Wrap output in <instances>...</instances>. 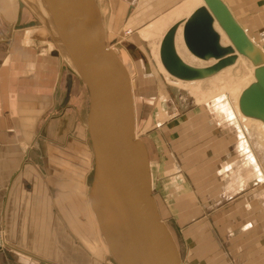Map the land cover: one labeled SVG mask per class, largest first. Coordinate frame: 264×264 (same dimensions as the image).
<instances>
[{"label": "crops", "instance_id": "obj_1", "mask_svg": "<svg viewBox=\"0 0 264 264\" xmlns=\"http://www.w3.org/2000/svg\"><path fill=\"white\" fill-rule=\"evenodd\" d=\"M183 1L96 3L105 18L106 39L113 42L130 29L127 39L133 45L118 49L121 58L126 54L142 94L134 104L143 103L144 92L153 90L144 143L152 190L158 189L172 204L175 218L182 220L183 255L175 226L159 214L174 236L182 264H264L263 180L245 188L244 175L233 170L229 148L201 120L200 112H179L176 101L168 105L165 83L174 82L151 61L140 64L131 56L143 43L150 51L140 31ZM221 1L264 51V0ZM24 5L0 0V231L5 238L0 264H95L88 202L93 163L82 117L83 94L45 28L24 25L31 21L22 19L25 11L30 14ZM228 177L238 181L230 195V185H224ZM231 196L235 200L227 202Z\"/></svg>", "mask_w": 264, "mask_h": 264}, {"label": "water", "instance_id": "obj_2", "mask_svg": "<svg viewBox=\"0 0 264 264\" xmlns=\"http://www.w3.org/2000/svg\"><path fill=\"white\" fill-rule=\"evenodd\" d=\"M45 26L50 39L87 90L86 130L93 155L88 199L100 234L115 264H182L177 245L161 219L152 195L149 154L135 136L129 76L117 52L105 40L95 0H21ZM183 21L182 38L195 57L213 64L194 67L174 47L181 22L163 35L159 57L171 76L201 79L235 62L237 54L254 67V81L238 98L241 114L264 123V51L255 44L221 0H203ZM216 21L230 44L221 45ZM71 76L67 79L66 98Z\"/></svg>", "mask_w": 264, "mask_h": 264}, {"label": "rangeland", "instance_id": "obj_3", "mask_svg": "<svg viewBox=\"0 0 264 264\" xmlns=\"http://www.w3.org/2000/svg\"><path fill=\"white\" fill-rule=\"evenodd\" d=\"M21 3H23V2L21 1ZM24 6H26V5H24ZM26 8H28V7L26 6ZM29 11H30V14L28 13V15H27L26 11L23 13L22 19L24 21H26L27 19L37 21L38 18L36 17V15H34V13L30 9H29ZM101 19H102V23L104 26L105 20H103V19H105V18H102V16H101ZM39 25H40V28H45V26H43L42 24H39ZM44 30H45L44 33H46L47 36L49 37L46 28ZM104 30H105V26H104ZM129 31H130V29H127L125 32H123V34H121V33L117 34L115 36L113 42H111L108 38H107L108 39L107 40L106 36H105V40L108 43V46L117 52L118 56L123 61L125 68L127 70L130 85H131V90H132V98H133L134 131H135V135L138 138L142 139L144 142L147 131H145L143 129L144 128L143 125H144V122L146 120L147 113L150 111V106L152 104L151 99H152V95H153V90H147V92H144L145 94H143V95H147V96H144L145 100H143V103L142 102H135V104H134V101L137 99V97H139V96L142 97V94L138 90L137 80L134 79V75L133 76H131V74L129 75L130 63H129V60L126 58V54L124 53V55H123L124 58H121V49L120 50L118 49L119 45H123V46L124 45H133V43H131L127 39V36L129 35V33H128ZM49 39H50V37H49ZM156 41H157V39H156ZM228 41H229V39H228ZM51 42L55 46V44L53 43L52 40H51ZM117 43H119V44H117ZM182 43H183V41H182ZM229 44H230V42H229ZM183 46H184V44H183ZM141 47L137 46L132 50L131 56L133 57V60L138 62V63L140 62V64H142L144 61L145 62L151 61L153 63V66L155 67V69L158 72H160L157 69L155 62L150 55L149 45H146V43L145 44L143 43V46H141ZM55 48L57 49L56 46H55ZM184 50L188 56L196 58L188 52V50L185 48V46H184ZM238 55L240 56L241 60H239L235 64L233 63L231 65H228V67L226 66V67L222 68L221 70H219L215 74V76L213 75V76H209V77H205V78H201V79L190 80L189 82H186L191 87L192 86L196 87L194 89L195 93L191 92V90L187 87H180L175 83H174L175 85L171 84V83H165V93L168 97L165 100V102L168 103V105L171 104L172 101L179 102L176 104L177 105L176 107L179 110V112H188V111L190 113H193V112L199 113L200 112L201 115H199V116L203 117L201 120L206 122V126H208L211 130H213L214 135L217 138L221 139L222 142L226 143L225 145H227V147L229 148V153L232 155L231 156V162L232 161L234 162V165H233L234 169L233 170L234 171L236 170V172L240 175L241 174L244 175V184H245L244 187L250 188L253 184H254V187H257L264 182V131L260 128V126L257 123L253 122L252 120L242 119L240 117L241 113L239 112V109L237 111V114H235V111L233 110V108H234L233 104H234L235 97L237 95H239L241 90L250 82L252 75H253V68H252V64L250 63V61L247 58H245L244 56L237 54V56ZM159 60H160V58H159ZM64 62L66 63L65 60H64ZM71 72H72V70H71ZM161 74L164 75L168 80L170 79L173 82H176V80H179V79H175V77L168 74L166 70H165V73H161ZM73 75L75 76L76 82L79 84V89L82 91V94H83V103L84 104L82 107V117H83V119H85L84 123H85V127H86V112H87V104H88L87 90H86L84 84L78 78V76L75 73H73ZM161 78H162V76H161ZM238 78H240V79H238ZM239 80H241V81H239ZM220 94H223L229 98L230 104L229 105L227 104L228 105L227 107L229 110L227 113H225L220 108V106L218 105L219 102L216 101L218 95H220ZM164 123H162L161 125H163ZM242 141H245L247 144V151L248 152L246 154H243V151H242L243 150L242 149L243 146L241 145ZM87 142H88V145L90 148V150L88 149V151L90 152L91 162L93 163V155H92V150L90 147L88 135H87ZM151 148L154 151L155 148L153 146ZM229 153H228V155H230ZM253 162L255 163L254 165H256L257 170L254 166H252ZM149 168H150V166H149ZM229 174H231V173H229ZM91 175H92V165L90 167V173H89V177H88V186H89L90 181H91ZM245 176H247V177L245 178ZM262 180H263V182H262ZM235 181H237V179L234 180V178H229V177L225 179L224 185H227V184L230 185V187L228 188L230 191L226 192V193H228V195L234 194L235 190L232 191L231 185L234 184ZM236 183L238 184V181ZM226 187H228V186H224V189ZM151 188H152V185H151ZM233 189H235V187ZM261 193L262 192L260 190L259 194H261ZM152 195H153L155 201L157 200V206L159 207V209H158L159 214L162 215L163 219H165V220L167 219L168 222H170L171 224H173L175 226L177 238H178L179 244H180V251L182 253V249H184V246H182V236H181L182 220H180V219L177 220V218H175L174 214L172 213V208H173L172 204L171 203L167 204L164 201V198L162 196H159V190L158 189H153ZM227 200H228L227 202H230L231 200H235V196L234 197L231 196L230 198H227ZM88 202H89V199H88ZM90 208H91V206H90ZM167 214H168V216L166 217ZM93 219H94V233H95L94 239H95V241L93 240L92 244L95 247L94 248V256H95V260H96L95 264H115L113 262L111 256H110L109 251L107 249V246H106V244H105V242H104V240L100 234L96 220L94 218V215H93ZM169 230H170V228H169ZM173 239H174V236H173ZM3 247L4 246H2L1 249H3ZM182 255H183V253H182ZM102 258L106 259L107 263L103 262ZM181 262H182V260H181Z\"/></svg>", "mask_w": 264, "mask_h": 264}, {"label": "bare ground", "instance_id": "obj_4", "mask_svg": "<svg viewBox=\"0 0 264 264\" xmlns=\"http://www.w3.org/2000/svg\"><path fill=\"white\" fill-rule=\"evenodd\" d=\"M36 2V6H38V10H40L41 14L43 16H45L44 14V10L43 8L41 7L40 3L38 2V0L35 1ZM204 5V2L202 0H184L180 5L174 7L173 9H171L170 11H168L167 13L161 15L160 17L156 18L152 23H150L149 25H147L145 28H143L140 33L143 37L144 40L150 42V55L152 57V59L154 60L156 66H157V69L161 72V73H165V70H164V67L163 65L161 64V61L159 60V47H160V42H161V38H159L160 40L159 41H155V38L157 39V37H160V35L162 34V30H164V28L167 26V25H172L175 23V21L177 22V20H180V19H186V17L188 18L191 14L192 11H194L195 9H197L198 7L200 6H203ZM190 14V15H189ZM182 20V21H184ZM182 25L183 23L179 25V27L177 28L176 32H175V35H174V47H175V51L177 53V55L179 56V58L185 62L186 64L188 65H191V66H194V67H205L207 65H210V64H213L215 62L214 59H209L207 61L204 62V60H201L199 58H193L191 56H188L186 53H185V50H184V42L182 43L183 41V38H182ZM169 26V27H170ZM168 27V28H169ZM214 27L216 29V31L219 33L220 35V43L221 45H228L229 44V41L226 37V35L222 32V30L219 28L218 24L215 23L214 24ZM214 29V30H215ZM165 31V30H164ZM245 31V30H244ZM247 34V33H246ZM108 44V43H107ZM186 48V47H185ZM187 49V48H186ZM129 54V53H128ZM195 57V56H194ZM199 59V60H198ZM239 60H241L240 56L238 55L235 59V62H238ZM237 65V64H236ZM228 67V66H227ZM148 68V67H147ZM253 70H254V67L252 66ZM130 69V68H129ZM238 71V70H237ZM169 74V73H168ZM216 74V73H215ZM215 74H213L215 76ZM239 74V73H238ZM130 75V73H129ZM211 75V76H213ZM221 76V75H220ZM242 77V76H241ZM240 79V78H238ZM241 81V80H239ZM254 81V75H252V78L250 80V82L246 85L248 86L251 82ZM186 82H189V81H183L181 79L179 80H176V82H174L175 84H177L178 86L180 87H187L191 90V92H194V89L196 87H191L190 85H188V83ZM245 86V87H246ZM244 87V88H245ZM243 88V89H244ZM242 89V90H243ZM241 90V91H242ZM198 91V90H197ZM197 93V92H196ZM241 93V92H240ZM239 93V95H240ZM239 95H237L234 99V108L233 110L235 111V114H237V111H238V98H239ZM217 102H219V106L220 108L225 112L227 113L229 110H228V105L230 104L229 102V98L223 94H220L218 95L217 99H216ZM228 104V105H227ZM240 112V111H239ZM241 113V112H240ZM228 116V115H227ZM242 119H246V120H252L253 122L257 123L260 128L264 131V123L261 122L260 120L258 119H255V118H251V117H247V116H244L243 114H241L240 116ZM238 126V125H237ZM136 136V135H135ZM242 146H243V154H246L248 151H247V144L245 141H242L241 142ZM255 163L253 162L252 166H254L257 170V167L256 165H254ZM151 177V175H150ZM92 210V209H91ZM102 240V239H101Z\"/></svg>", "mask_w": 264, "mask_h": 264}, {"label": "built area", "instance_id": "obj_5", "mask_svg": "<svg viewBox=\"0 0 264 264\" xmlns=\"http://www.w3.org/2000/svg\"><path fill=\"white\" fill-rule=\"evenodd\" d=\"M4 244H5V238H4L3 232L0 231V249L2 246H4Z\"/></svg>", "mask_w": 264, "mask_h": 264}]
</instances>
